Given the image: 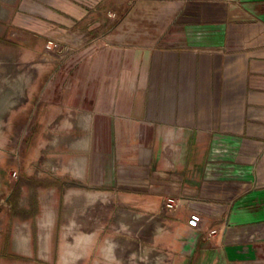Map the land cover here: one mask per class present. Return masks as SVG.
I'll return each instance as SVG.
<instances>
[{"label":"crops","instance_id":"obj_1","mask_svg":"<svg viewBox=\"0 0 264 264\" xmlns=\"http://www.w3.org/2000/svg\"><path fill=\"white\" fill-rule=\"evenodd\" d=\"M100 1L122 18L87 63L90 141L104 118L105 132L148 158L146 179L122 178L124 191L157 198L149 211L179 197L217 231L208 240L183 220L190 264L207 254L209 264H264V0ZM21 234L11 240H30Z\"/></svg>","mask_w":264,"mask_h":264},{"label":"rangeland","instance_id":"obj_2","mask_svg":"<svg viewBox=\"0 0 264 264\" xmlns=\"http://www.w3.org/2000/svg\"><path fill=\"white\" fill-rule=\"evenodd\" d=\"M93 2L0 0V264H190L183 220L193 212L179 197L175 212L166 197L149 211L157 198L124 191L122 178L147 177L148 158L105 132L104 118L90 141L87 63L122 18ZM47 223L48 240H38ZM22 231L30 240H11Z\"/></svg>","mask_w":264,"mask_h":264},{"label":"built area","instance_id":"obj_3","mask_svg":"<svg viewBox=\"0 0 264 264\" xmlns=\"http://www.w3.org/2000/svg\"><path fill=\"white\" fill-rule=\"evenodd\" d=\"M165 207L167 210L175 212L179 208V205L177 203V199L174 197H166ZM206 223L207 222L204 219V217L202 216V214L197 213V212H193V213L188 214L187 226L192 228V229H196V230L201 231V233L203 234V236L206 239H212L216 235L217 231L216 230H210L207 227Z\"/></svg>","mask_w":264,"mask_h":264}]
</instances>
